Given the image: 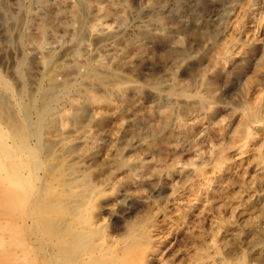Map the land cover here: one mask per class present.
Listing matches in <instances>:
<instances>
[{"label": "rangeland", "instance_id": "obj_1", "mask_svg": "<svg viewBox=\"0 0 264 264\" xmlns=\"http://www.w3.org/2000/svg\"><path fill=\"white\" fill-rule=\"evenodd\" d=\"M263 136L264 0H0V264H264Z\"/></svg>", "mask_w": 264, "mask_h": 264}, {"label": "bare ground", "instance_id": "obj_2", "mask_svg": "<svg viewBox=\"0 0 264 264\" xmlns=\"http://www.w3.org/2000/svg\"><path fill=\"white\" fill-rule=\"evenodd\" d=\"M254 19V18H253ZM251 21V20H250ZM264 137V136H263ZM262 137V138H263ZM259 147V146H258ZM256 151V150H255ZM264 151V150H263ZM260 158V157H259ZM257 172V171H256ZM76 241V240H75ZM71 247V246H70ZM66 252V251H65ZM69 253V252H68ZM70 254V253H69ZM154 256V254L153 255H151V257H153ZM174 256V255H173ZM147 257V256H146ZM154 258V257H153ZM153 258H151L152 260H153ZM169 259V258H168ZM72 260V259H71ZM148 262V261H147ZM110 263V262H109ZM109 263H103V264H109ZM98 264H99V261H98ZM111 264V263H110ZM238 264V263H237Z\"/></svg>", "mask_w": 264, "mask_h": 264}]
</instances>
